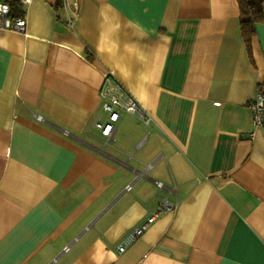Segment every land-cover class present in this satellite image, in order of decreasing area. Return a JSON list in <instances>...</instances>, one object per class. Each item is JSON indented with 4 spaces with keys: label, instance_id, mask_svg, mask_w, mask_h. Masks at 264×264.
<instances>
[{
    "label": "crops",
    "instance_id": "obj_1",
    "mask_svg": "<svg viewBox=\"0 0 264 264\" xmlns=\"http://www.w3.org/2000/svg\"><path fill=\"white\" fill-rule=\"evenodd\" d=\"M24 9L25 32L0 28V264H264V21L250 49L238 0ZM107 70L151 116L112 136Z\"/></svg>",
    "mask_w": 264,
    "mask_h": 264
},
{
    "label": "built area",
    "instance_id": "obj_2",
    "mask_svg": "<svg viewBox=\"0 0 264 264\" xmlns=\"http://www.w3.org/2000/svg\"><path fill=\"white\" fill-rule=\"evenodd\" d=\"M32 0H22L24 7L29 5ZM26 15L13 17L11 15V5L6 1L0 2V28L11 29L19 32H25L27 29ZM69 24L74 26L75 19L69 18ZM102 109L106 111L105 120H97L95 127L104 135L112 136L116 129V123L123 112L136 114L141 119L149 121L151 116L145 111L137 99L125 88L122 82L117 78L112 70L105 72V78L101 87ZM254 112V125L260 127L264 124V91H258L256 97L250 104ZM42 118L41 116H38ZM160 187L164 186L162 181L157 180ZM132 184L127 185L126 190H131ZM179 202L170 200L167 197L161 199L158 209L151 212L144 220L128 230L119 243L118 250L124 251L128 245L141 237L150 225L161 215L173 213L177 210ZM69 245L66 246V250Z\"/></svg>",
    "mask_w": 264,
    "mask_h": 264
},
{
    "label": "trees",
    "instance_id": "obj_3",
    "mask_svg": "<svg viewBox=\"0 0 264 264\" xmlns=\"http://www.w3.org/2000/svg\"><path fill=\"white\" fill-rule=\"evenodd\" d=\"M11 5V15L13 17L25 15L22 0H0ZM240 8V21L242 34L251 49L252 41L257 33V23L264 21V0H238Z\"/></svg>",
    "mask_w": 264,
    "mask_h": 264
}]
</instances>
